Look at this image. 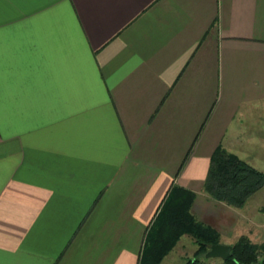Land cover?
<instances>
[{"label":"crops","instance_id":"1","mask_svg":"<svg viewBox=\"0 0 264 264\" xmlns=\"http://www.w3.org/2000/svg\"><path fill=\"white\" fill-rule=\"evenodd\" d=\"M219 146L264 171V0H0V264H140L174 185L253 240Z\"/></svg>","mask_w":264,"mask_h":264},{"label":"trees","instance_id":"2","mask_svg":"<svg viewBox=\"0 0 264 264\" xmlns=\"http://www.w3.org/2000/svg\"><path fill=\"white\" fill-rule=\"evenodd\" d=\"M204 186L215 200L240 208L264 187V171L219 146L212 154ZM195 197L182 186L172 187L149 228L140 264H161L184 235H190L198 249L182 264H201L200 256L221 242L219 231L192 212ZM224 264H264V243L241 236Z\"/></svg>","mask_w":264,"mask_h":264},{"label":"rangeland","instance_id":"3","mask_svg":"<svg viewBox=\"0 0 264 264\" xmlns=\"http://www.w3.org/2000/svg\"><path fill=\"white\" fill-rule=\"evenodd\" d=\"M253 216L258 214L264 217V187L251 196L250 200L245 204V208ZM244 208V209H245ZM255 237L252 240L255 243H264V220L261 221V225L258 226L257 231L253 230ZM193 238L186 235L182 241L179 242L178 246L170 252V254L164 259L161 264H182L186 258L194 257V253L198 249L196 242H192ZM201 264H224V259L222 258H208L206 255L200 256Z\"/></svg>","mask_w":264,"mask_h":264},{"label":"water","instance_id":"4","mask_svg":"<svg viewBox=\"0 0 264 264\" xmlns=\"http://www.w3.org/2000/svg\"><path fill=\"white\" fill-rule=\"evenodd\" d=\"M233 249V245L231 244H224V243H217L211 245L209 250L206 253V257L208 258H222L226 260Z\"/></svg>","mask_w":264,"mask_h":264}]
</instances>
